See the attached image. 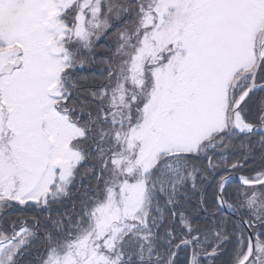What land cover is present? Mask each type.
I'll return each instance as SVG.
<instances>
[{
    "label": "snow or ice",
    "instance_id": "1",
    "mask_svg": "<svg viewBox=\"0 0 264 264\" xmlns=\"http://www.w3.org/2000/svg\"><path fill=\"white\" fill-rule=\"evenodd\" d=\"M0 264H264V0H0Z\"/></svg>",
    "mask_w": 264,
    "mask_h": 264
}]
</instances>
